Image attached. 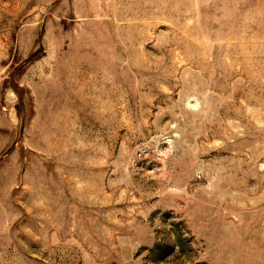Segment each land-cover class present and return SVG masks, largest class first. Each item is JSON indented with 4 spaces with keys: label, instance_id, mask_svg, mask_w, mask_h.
<instances>
[{
    "label": "rangeland",
    "instance_id": "1",
    "mask_svg": "<svg viewBox=\"0 0 264 264\" xmlns=\"http://www.w3.org/2000/svg\"><path fill=\"white\" fill-rule=\"evenodd\" d=\"M0 264H264V0H0Z\"/></svg>",
    "mask_w": 264,
    "mask_h": 264
}]
</instances>
